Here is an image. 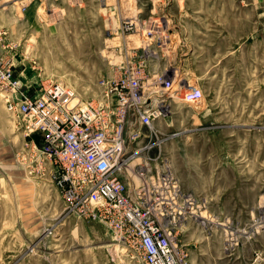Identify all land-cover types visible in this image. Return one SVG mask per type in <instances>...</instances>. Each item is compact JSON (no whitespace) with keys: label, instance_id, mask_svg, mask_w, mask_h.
I'll list each match as a JSON object with an SVG mask.
<instances>
[{"label":"rangeland","instance_id":"374dc122","mask_svg":"<svg viewBox=\"0 0 264 264\" xmlns=\"http://www.w3.org/2000/svg\"><path fill=\"white\" fill-rule=\"evenodd\" d=\"M0 55L31 94L62 82L90 100L130 62L199 86L201 101H169L149 153L193 198L167 221L188 264H264V0H0ZM2 95L0 264H143L64 209Z\"/></svg>","mask_w":264,"mask_h":264},{"label":"built area","instance_id":"2783aa9c","mask_svg":"<svg viewBox=\"0 0 264 264\" xmlns=\"http://www.w3.org/2000/svg\"><path fill=\"white\" fill-rule=\"evenodd\" d=\"M13 65L11 56L0 55L4 107L25 137L21 157L59 192L64 209L98 221L115 245L143 264H188L167 219L174 205H192L193 198L180 190L166 161L149 164V153L160 149L158 124L169 101L199 102L203 90L181 83L175 72L151 74L130 62L99 79L101 90L90 100L62 82L31 94Z\"/></svg>","mask_w":264,"mask_h":264},{"label":"bare ground","instance_id":"6f19581e","mask_svg":"<svg viewBox=\"0 0 264 264\" xmlns=\"http://www.w3.org/2000/svg\"><path fill=\"white\" fill-rule=\"evenodd\" d=\"M130 52V51H129ZM114 53V52H113ZM119 57V56H118Z\"/></svg>","mask_w":264,"mask_h":264}]
</instances>
